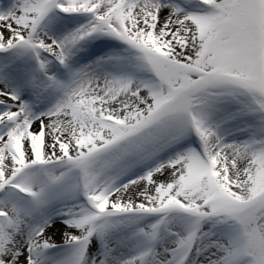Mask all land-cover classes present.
I'll list each match as a JSON object with an SVG mask.
<instances>
[{"label":"snow or ice","instance_id":"6c2138e0","mask_svg":"<svg viewBox=\"0 0 264 264\" xmlns=\"http://www.w3.org/2000/svg\"><path fill=\"white\" fill-rule=\"evenodd\" d=\"M0 264H264V0H0Z\"/></svg>","mask_w":264,"mask_h":264}]
</instances>
